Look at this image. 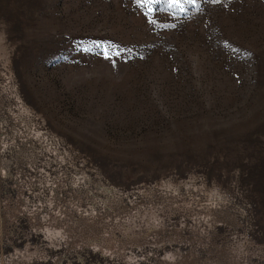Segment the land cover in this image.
Wrapping results in <instances>:
<instances>
[{
	"label": "rangeland",
	"instance_id": "obj_1",
	"mask_svg": "<svg viewBox=\"0 0 264 264\" xmlns=\"http://www.w3.org/2000/svg\"><path fill=\"white\" fill-rule=\"evenodd\" d=\"M183 7L0 0V264H264V0Z\"/></svg>",
	"mask_w": 264,
	"mask_h": 264
},
{
	"label": "bare ground",
	"instance_id": "obj_2",
	"mask_svg": "<svg viewBox=\"0 0 264 264\" xmlns=\"http://www.w3.org/2000/svg\"><path fill=\"white\" fill-rule=\"evenodd\" d=\"M63 176V175H62ZM66 182V181H65ZM57 183H58V186H59V188L63 191V190H66L67 189V183H64L63 182V179H59L58 180V178H57ZM167 184V183H166ZM57 186V185H56ZM164 186V185H163ZM166 186V185H165ZM188 186V185H187ZM186 186V187H187ZM191 189H193L191 186H189ZM200 187V186H199ZM199 187H198V189H199ZM201 187H203V186H201ZM200 187V188H201ZM158 188H160V187H158ZM164 188V187H163ZM163 188H162V190H163ZM166 188V187H165ZM168 188V187H167ZM172 188V187H171ZM204 188V187H203ZM203 188H202V190H203ZM57 189H58V187H57ZM59 189V190H60ZM178 189H179V187H178ZM188 189V188H187ZM190 189V190H191ZM197 189V190H198ZM168 190H170L171 191V189H168ZM185 190H186V188H185ZM147 191V190H146ZM152 191V190H151ZM167 191V190H166ZM173 191H174V188H173ZM183 192H185V191H183ZM182 192V193H183ZM187 192V191H186ZM195 192H197V191H195ZM149 193H150V191H149ZM153 193V192H152ZM158 193H159V191H158ZM164 193V192H163ZM166 193V192H165ZM143 194V193H142ZM151 194V193H150ZM150 194H148L149 195V197H150ZM157 194V193H156ZM167 194V193H166ZM171 194V193H170ZM152 195V194H151ZM158 195V194H157ZM163 195V194H162ZM165 195V194H164ZM172 195H173V199H172V202H174V203H176V201L177 200H179L180 202L182 201L183 202V204L185 205V206H187V205H189L190 203H191V201H193V200H195L196 198L195 197H193V196H191V194H189V195H186V196H182L181 194H180V191H178V190H176V191H174L173 193H172ZM147 196V195H146ZM153 196H154V194H153ZM152 196V197H153ZM160 197H161V195H159ZM168 196V195H167ZM211 196V195H210ZM218 195L215 193L214 195H212V197L207 201V204H206V210H207V214L208 215H213V213H218L217 214V217H223L225 220H228V218H229V210H228V207H227V202L226 203H221V202H223L224 201V198H223V201H219V199H218V197H217ZM221 196V195H220ZM146 198V197H145ZM201 198V197H200ZM162 199V198H161ZM171 199H168V201L170 200L171 201ZM190 199V200H189ZM221 199V198H220ZM154 200L155 199H150V203H152V202H154ZM165 200V199H164ZM56 201V200H55ZM147 201H148V199H147ZM147 201H146V203H147ZM161 201V200H160ZM162 201H163V199H162ZM179 201H177L178 203H179ZM199 201V200H198ZM164 202V201H163ZM158 203H160V202H158ZM166 203H168V202H166ZM194 203V202H193ZM161 204V203H160ZM173 204V203H172ZM192 204V203H191ZM153 205V204H152ZM200 205V204H199ZM154 206V205H153ZM173 206V205H172ZM179 206V205H178ZM196 206V205H195ZM197 206H198V204H197ZM184 207V206H183ZM189 208V207H188ZM63 209H65V208H63ZM183 209V208H182ZM195 209H197V208H195ZM17 210H19V209H17ZM153 210V209H152ZM205 210V209H204ZM64 212V211H63ZM63 212H62V210H61V208L57 205L56 206V208H55V210L53 211V213H52V215H51V217H50V219H49V222H47V223H40L41 224V226L46 230V231H52V229H51V227L50 226H52L53 225V223H57V220L62 216V214H63ZM68 214V213H67ZM206 215V214H205ZM215 215V214H214ZM30 216V218H31V220H32V222L33 223H36L37 222V219H36V216H35V214H30L29 215ZM63 217V216H62ZM211 220V219H210ZM209 220V221H210ZM54 228V227H53ZM56 230V229H55ZM54 230V231H55ZM58 231V230H57ZM52 233V232H51Z\"/></svg>",
	"mask_w": 264,
	"mask_h": 264
},
{
	"label": "snow or ice",
	"instance_id": "obj_3",
	"mask_svg": "<svg viewBox=\"0 0 264 264\" xmlns=\"http://www.w3.org/2000/svg\"><path fill=\"white\" fill-rule=\"evenodd\" d=\"M136 2L141 6V7H146L147 12L146 14H151L153 11L152 5L154 4H162V3H167L168 8H177L181 12L184 11L183 4L184 3H189V4H195L196 0H136ZM216 2V0H214ZM119 55V52L116 53ZM104 55L107 57L109 55L108 51L105 50Z\"/></svg>",
	"mask_w": 264,
	"mask_h": 264
},
{
	"label": "built area",
	"instance_id": "obj_4",
	"mask_svg": "<svg viewBox=\"0 0 264 264\" xmlns=\"http://www.w3.org/2000/svg\"><path fill=\"white\" fill-rule=\"evenodd\" d=\"M23 225V223H21V222H17L16 224H15V226L13 227L14 228V230H13V232L15 231V229L17 228H19V227H21ZM13 232H12V234H13Z\"/></svg>",
	"mask_w": 264,
	"mask_h": 264
}]
</instances>
